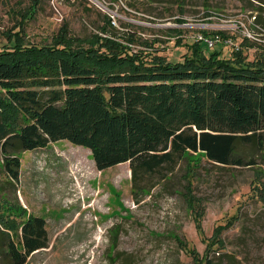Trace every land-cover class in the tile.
<instances>
[{"label": "rangeland", "instance_id": "rangeland-1", "mask_svg": "<svg viewBox=\"0 0 264 264\" xmlns=\"http://www.w3.org/2000/svg\"><path fill=\"white\" fill-rule=\"evenodd\" d=\"M33 2L0 0V47L23 25L25 40L38 44L62 38L104 44L108 53L131 46L179 58L207 31L225 39L215 45L224 41L226 56L240 46L248 60L264 57V0H39L28 18ZM246 36L253 45L242 43ZM257 160L221 165L187 152L134 178L130 161L100 169L90 148L60 139L22 151L20 179L14 186L0 174L7 187L0 197L46 218L49 244L26 264H196L193 254L212 264H264V160ZM217 235L224 243L212 245Z\"/></svg>", "mask_w": 264, "mask_h": 264}, {"label": "trees", "instance_id": "trees-1", "mask_svg": "<svg viewBox=\"0 0 264 264\" xmlns=\"http://www.w3.org/2000/svg\"><path fill=\"white\" fill-rule=\"evenodd\" d=\"M32 1L28 18L39 0ZM23 30L11 29V43L0 47V174L14 186L21 152L60 139L90 148L100 169L130 161L134 178L174 166L187 152L221 165H253L258 154L264 160V57L248 60L240 46L226 56L224 38L213 48L196 38L169 58L62 38L38 44ZM219 235L212 245L224 243ZM49 240L44 216L0 197V264H26ZM193 255L196 264L213 263Z\"/></svg>", "mask_w": 264, "mask_h": 264}, {"label": "built area", "instance_id": "built-area-1", "mask_svg": "<svg viewBox=\"0 0 264 264\" xmlns=\"http://www.w3.org/2000/svg\"><path fill=\"white\" fill-rule=\"evenodd\" d=\"M197 39H203L205 40L210 47H213L217 41L220 40L219 37L211 36V35H204L203 33H200L197 35ZM226 41H232V40H226Z\"/></svg>", "mask_w": 264, "mask_h": 264}]
</instances>
